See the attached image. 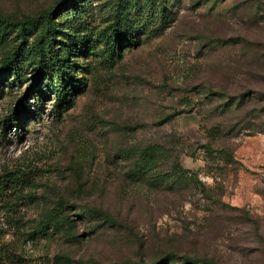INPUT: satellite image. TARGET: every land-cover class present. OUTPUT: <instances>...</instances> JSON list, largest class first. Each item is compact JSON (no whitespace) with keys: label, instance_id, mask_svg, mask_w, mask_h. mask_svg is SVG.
<instances>
[{"label":"rangeland","instance_id":"rangeland-1","mask_svg":"<svg viewBox=\"0 0 264 264\" xmlns=\"http://www.w3.org/2000/svg\"><path fill=\"white\" fill-rule=\"evenodd\" d=\"M52 24L42 44L81 81L62 107L35 85L43 22L1 31L0 62L24 51L0 73V168L36 178L0 245L18 264H264V0H77Z\"/></svg>","mask_w":264,"mask_h":264},{"label":"trees","instance_id":"trees-1","mask_svg":"<svg viewBox=\"0 0 264 264\" xmlns=\"http://www.w3.org/2000/svg\"><path fill=\"white\" fill-rule=\"evenodd\" d=\"M77 0H59L57 4L50 7L47 11L41 13L37 17H29L27 19H18L13 17L0 18V36L1 31L4 27L19 28L20 31H25L26 27L43 22V32L39 38L34 41L31 52L34 51V61L38 65L40 71L39 77L37 78L35 85L40 81L43 75L48 74L47 83L51 90L57 96V104L62 107L68 103L67 97L71 95L73 90L72 83H80L79 79H76L69 71V68L64 64L63 60L58 57L55 53V49L51 42H48L47 46H44L42 42L44 38H49L51 29L57 30L54 24H52V18L58 12L64 10H71L74 8ZM49 41V40H48ZM25 49V48H24ZM81 49H83L81 47ZM23 48H15L6 58L0 62V73L7 72L11 73L13 70L18 71V56L23 52ZM46 57L51 59L53 63V70L57 74L59 84L55 82V77L47 73L45 67ZM34 88H30L32 91ZM15 124H20L16 118H11ZM7 121V120H5ZM8 128V124L5 122L0 127V132L4 133ZM36 178V171L32 168H25L22 166L17 167H2L0 168V215L6 219V228L11 227L12 223H22L21 208L27 200H29V193L26 192L27 187L32 185V181ZM54 219H45L39 225L33 229V236L38 234H45L47 230L53 225ZM5 228L0 226V235L5 234ZM185 263L191 264H217L214 261L207 259H194L191 257H183ZM19 257L16 252L11 250L5 244L0 245V264H18ZM145 264V263H140Z\"/></svg>","mask_w":264,"mask_h":264}]
</instances>
